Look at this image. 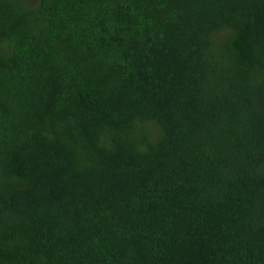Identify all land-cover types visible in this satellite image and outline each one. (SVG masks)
<instances>
[{"label": "trees", "instance_id": "obj_1", "mask_svg": "<svg viewBox=\"0 0 264 264\" xmlns=\"http://www.w3.org/2000/svg\"><path fill=\"white\" fill-rule=\"evenodd\" d=\"M0 264H264V0H0Z\"/></svg>", "mask_w": 264, "mask_h": 264}]
</instances>
